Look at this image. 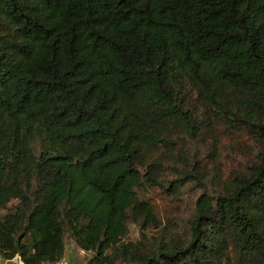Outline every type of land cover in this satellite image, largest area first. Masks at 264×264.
Listing matches in <instances>:
<instances>
[{"label": "trees", "instance_id": "1", "mask_svg": "<svg viewBox=\"0 0 264 264\" xmlns=\"http://www.w3.org/2000/svg\"><path fill=\"white\" fill-rule=\"evenodd\" d=\"M186 182L172 230L138 189ZM67 237L86 264H264V0H0V259Z\"/></svg>", "mask_w": 264, "mask_h": 264}, {"label": "rangeland", "instance_id": "2", "mask_svg": "<svg viewBox=\"0 0 264 264\" xmlns=\"http://www.w3.org/2000/svg\"><path fill=\"white\" fill-rule=\"evenodd\" d=\"M201 191L202 187L199 184L186 182L176 195L169 194L168 190L159 186H144L138 189V195L150 202L161 225H168L172 230H182V228L186 230L188 219L194 210L196 200ZM156 232H158L157 228L149 232L146 231V240L149 241V236ZM141 237L140 229L129 222L128 233L124 241H136L141 239ZM90 256L91 253L81 250L73 239L65 238L63 258L68 264H86ZM117 263L123 264L120 260H117Z\"/></svg>", "mask_w": 264, "mask_h": 264}, {"label": "built area", "instance_id": "3", "mask_svg": "<svg viewBox=\"0 0 264 264\" xmlns=\"http://www.w3.org/2000/svg\"><path fill=\"white\" fill-rule=\"evenodd\" d=\"M0 264H23V261L20 258V256H18L16 254V255L12 256L11 258L0 259ZM48 264H68V262L64 258H62L59 261L51 262Z\"/></svg>", "mask_w": 264, "mask_h": 264}]
</instances>
